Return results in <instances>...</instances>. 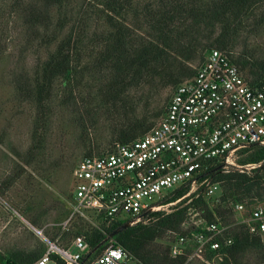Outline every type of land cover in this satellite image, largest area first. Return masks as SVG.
<instances>
[{
    "label": "trees",
    "instance_id": "16d2710c",
    "mask_svg": "<svg viewBox=\"0 0 264 264\" xmlns=\"http://www.w3.org/2000/svg\"><path fill=\"white\" fill-rule=\"evenodd\" d=\"M93 1L100 6L99 19L104 21L107 29L103 33L93 34L95 54L92 67L88 69L86 66L82 69L87 19L82 18V13L76 15L74 0L14 2V10L20 13L32 38L39 39L41 45L47 48L55 45L54 51L35 69L31 79L19 76L15 81L19 96L35 104L37 109L33 144L26 165L33 164L37 154L44 148L45 132L51 115L49 106L56 83L63 80V86L70 90L67 98L69 103L75 98V90L82 87L84 71L91 70L101 75L104 84H100V90L105 102L119 111L126 108L129 93L133 89L147 87L150 94H159L168 88L175 90L197 73V69H192L187 63L198 59L203 63L212 50L225 52L243 76V71H247L248 78L244 77L249 85L264 83V60H252L244 56L235 58L232 55L246 20L260 9L264 18V0H161L157 4L143 6L138 5L137 0ZM70 25L69 32L63 35ZM1 45L0 38V53ZM98 46L101 48L97 51ZM165 112L166 109L159 111L156 118L161 119ZM132 113L131 117L123 113L127 119L116 129V143L107 151H111L116 144H128L141 138L157 125L155 122L148 123L146 116L137 117L136 108ZM101 154L89 151L85 157ZM241 154H245L240 159L242 164L262 163V166L250 174L226 173L220 168L221 164L216 163L205 172L206 176L219 183L222 190L214 207L206 209L207 221L217 217L226 226L233 225L229 235L234 242L222 250L223 259L215 260V264H245L247 252L264 249V241L260 237L251 235L245 225L235 224V214L231 207L232 203H244L248 207L264 203V147L251 146L241 151ZM19 174L8 179V187ZM188 190L181 186L171 191L163 204L177 201ZM188 198L179 202L170 213L157 211L146 214L141 222L123 230L91 256L90 253L84 255L82 262L91 263L113 242L123 247L138 264H188L190 250L174 257L171 251L174 241L169 245L159 241L167 233L191 237L193 232L201 230L199 227L183 229L188 222L183 206ZM128 222L118 221L110 225L102 222L99 228L79 227L71 235L73 240L76 236H84L91 252L107 235ZM31 223L38 227L37 220ZM43 232L55 244L67 240L69 235ZM30 251L13 253L10 257H4L0 264H33L44 255L46 249L35 246ZM214 256V252L206 254L209 260H214ZM51 262L63 264L57 255H52Z\"/></svg>",
    "mask_w": 264,
    "mask_h": 264
},
{
    "label": "built area",
    "instance_id": "2783aa9c",
    "mask_svg": "<svg viewBox=\"0 0 264 264\" xmlns=\"http://www.w3.org/2000/svg\"><path fill=\"white\" fill-rule=\"evenodd\" d=\"M251 146L264 147V83L249 85L225 52L212 50L196 75L173 91L165 114L151 131L79 162L72 178L71 212L60 226L68 230L75 219L91 216L110 225L122 221L123 215L135 225L146 214L165 211L193 194L213 197L220 185L205 172L220 163L226 173L250 174L262 163L241 164L237 159ZM181 186L189 188L187 194L163 204L168 195L163 191ZM231 207L235 213L247 214L235 224L245 225L251 235L264 241V203L250 207L232 203ZM229 229L220 218L207 221L191 237L176 236L172 255L190 250L187 263L200 258L205 264H215L223 259L222 250L234 242ZM34 231L49 248L33 264H48L52 255L59 256L63 264H128L133 260L112 242L91 263H85L82 257L90 251L84 236L74 238L71 247L76 251L71 252V247L51 242L43 230ZM209 251L215 253L214 260L206 257Z\"/></svg>",
    "mask_w": 264,
    "mask_h": 264
},
{
    "label": "rangeland",
    "instance_id": "374dc122",
    "mask_svg": "<svg viewBox=\"0 0 264 264\" xmlns=\"http://www.w3.org/2000/svg\"><path fill=\"white\" fill-rule=\"evenodd\" d=\"M159 1L161 0H137L136 3L143 6L157 4ZM14 2L15 0H0V263L4 257H10L13 253H29L35 246L48 250V243L36 234L32 226L45 230L46 233H69L67 240L57 243L62 248L71 247L72 235L79 227H101L102 223L92 216L89 220L75 219L68 230L60 226L71 212L72 178L76 166L89 151L101 154L116 143L115 131L127 119L123 113L131 117L136 108L137 117L146 116L148 123L158 124L161 119H157L156 115L166 109L174 91L173 88H168L159 94H150L147 87L133 89L129 93L126 108L119 111L105 102L100 90V84H104L100 74L90 72L91 70L82 72L85 77L82 87L75 90V98L69 103L67 98L70 90L63 86V80H59L49 106L51 115L45 132L44 148L37 154L33 164L26 165L25 161L29 158L33 144L37 109L35 104L24 101L19 96L15 81L19 76L31 79L35 69L54 51L55 45L47 48L41 45L39 39L32 38L20 13L14 10ZM73 6L76 15L82 13V18L87 19L82 69L84 66L88 69L92 67L95 54L93 34L103 33L107 28L104 21L99 19L100 6L93 0H74ZM262 13L260 9L246 20L232 52L235 58L244 56L252 60H264ZM70 28L71 25L63 35ZM100 48L98 46L97 51ZM201 64L200 59L187 63L192 69H198ZM243 73L248 78L247 71ZM244 155L237 159L239 163ZM18 174L14 183L8 187V179ZM172 190H165L163 194ZM193 195L183 205L188 216L183 229L206 227V209L214 207L222 190L219 189L213 197ZM158 198L155 197L156 202ZM176 206L177 204L162 212L168 213ZM234 214L235 222L243 220L247 215ZM128 219L125 215L121 216L122 221ZM33 220L38 221V227L32 225ZM175 238V234L167 233L159 241L169 245ZM190 243L194 245L193 241ZM70 251L76 250L71 247ZM128 264L138 263L131 260ZM188 264L205 263L200 258H195ZM245 264H264V249L247 252Z\"/></svg>",
    "mask_w": 264,
    "mask_h": 264
},
{
    "label": "water",
    "instance_id": "95a60500",
    "mask_svg": "<svg viewBox=\"0 0 264 264\" xmlns=\"http://www.w3.org/2000/svg\"><path fill=\"white\" fill-rule=\"evenodd\" d=\"M130 226H132L129 222L122 225L121 227L117 228L115 231H113L112 233H110L109 235H107V237L105 238V240L99 244L96 248H94L89 256H91L92 254H94L96 251H98L105 243L113 240L115 238V236H117L119 233H121L123 230L129 228ZM33 227V226H32ZM33 229L35 230V228L33 227Z\"/></svg>",
    "mask_w": 264,
    "mask_h": 264
},
{
    "label": "crops",
    "instance_id": "0c3cea01",
    "mask_svg": "<svg viewBox=\"0 0 264 264\" xmlns=\"http://www.w3.org/2000/svg\"><path fill=\"white\" fill-rule=\"evenodd\" d=\"M33 228V227H32ZM35 228V227H34ZM37 229V228H36ZM35 263V262H34Z\"/></svg>",
    "mask_w": 264,
    "mask_h": 264
}]
</instances>
